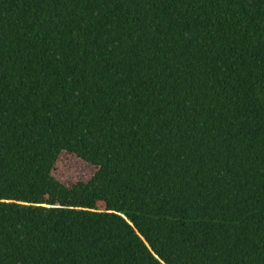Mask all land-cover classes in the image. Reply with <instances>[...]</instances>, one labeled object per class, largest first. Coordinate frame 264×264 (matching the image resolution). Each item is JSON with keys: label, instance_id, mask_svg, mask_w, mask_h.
Segmentation results:
<instances>
[{"label": "trees", "instance_id": "trees-1", "mask_svg": "<svg viewBox=\"0 0 264 264\" xmlns=\"http://www.w3.org/2000/svg\"><path fill=\"white\" fill-rule=\"evenodd\" d=\"M0 264H264V0H0Z\"/></svg>", "mask_w": 264, "mask_h": 264}, {"label": "rangeland", "instance_id": "rangeland-1", "mask_svg": "<svg viewBox=\"0 0 264 264\" xmlns=\"http://www.w3.org/2000/svg\"><path fill=\"white\" fill-rule=\"evenodd\" d=\"M93 171V167L86 165L76 157L61 154L52 175L59 182L69 186L78 181H86Z\"/></svg>", "mask_w": 264, "mask_h": 264}]
</instances>
